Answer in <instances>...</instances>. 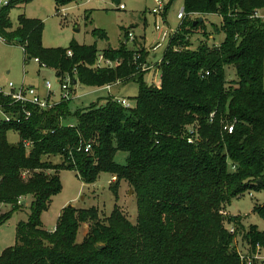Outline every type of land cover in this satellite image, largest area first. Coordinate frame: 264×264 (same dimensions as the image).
I'll return each instance as SVG.
<instances>
[{
    "label": "trees",
    "instance_id": "1",
    "mask_svg": "<svg viewBox=\"0 0 264 264\" xmlns=\"http://www.w3.org/2000/svg\"><path fill=\"white\" fill-rule=\"evenodd\" d=\"M27 1L0 6V36L20 45L25 61L37 59L59 82L69 76L72 93L77 84L134 81L138 95L131 108L109 96L72 112L70 100L43 109L0 92V110L12 117L0 123V205L9 206L0 223L30 199L28 219L16 225L15 244L3 250L0 264H247L238 250L250 257L263 250L264 232L254 225L244 230L223 210L246 190L264 188V19L255 16L264 0H184L185 17L157 63L159 86L143 80L144 50L123 43L101 52L77 44L46 48L42 23L23 16L14 29L9 7ZM67 1L55 0L57 6ZM209 14L220 19L210 32ZM212 34L223 39L209 44ZM194 35L203 38L196 47ZM100 54L118 65L97 67ZM230 124L231 133L224 128ZM192 126L196 141L188 143ZM8 130L18 133L17 143L7 141ZM118 152L126 153L125 164L116 162ZM61 169L86 184L100 173L114 176L109 188L116 197L127 183L136 221L116 206L105 217L93 207H66L56 226L45 228L40 215L61 188ZM255 211L264 218V205ZM81 223L88 231L77 241ZM229 225L243 232L240 245Z\"/></svg>",
    "mask_w": 264,
    "mask_h": 264
},
{
    "label": "rangeland",
    "instance_id": "2",
    "mask_svg": "<svg viewBox=\"0 0 264 264\" xmlns=\"http://www.w3.org/2000/svg\"><path fill=\"white\" fill-rule=\"evenodd\" d=\"M160 3L162 10L158 14H153L152 9L156 7L155 0H69L59 6L55 0H28L25 3L11 5L8 17L14 29L18 26L21 16L40 21L41 44L46 48H68L71 44H77L95 46L101 52L108 47L118 48L123 43L134 51L144 50L147 56L145 57L144 54L143 58L149 62L147 65H153V69L145 72L143 80L147 85L156 86L160 81V72L158 67L155 69L154 67L163 57L170 40V32L176 31L181 24L182 20L177 18V13L183 9L184 0H160ZM120 5L123 6L122 9L119 8ZM258 16L264 19V9L258 11ZM206 17V29L210 32L211 24L218 23L219 16L209 14ZM155 23L167 29L169 34L159 47L152 50L158 42L154 30ZM128 32H131L132 37L127 35ZM202 39L201 36H192L190 38L192 47H196L197 42ZM208 39L209 44H216L223 39V34L218 36L212 34ZM138 66L142 68L140 63ZM227 73L231 78L235 77L232 68L227 69ZM47 81L51 84L53 99L57 100L60 86L55 72L39 65L33 58L25 61L21 46L9 43L0 36V88L3 91H9L7 85L11 82L15 89L22 86L34 87L40 96H45L44 84ZM103 87L77 84L73 88L74 93L70 96V111L87 107L92 103H102L111 95L125 98L131 107L134 106L138 95L136 82L116 83L110 93ZM6 139L9 143L15 144L19 141V135L14 130H8ZM115 160L119 164H125L126 153L118 152ZM51 161L58 164L60 158L53 157ZM58 176L61 188L51 198L48 208L40 215L43 226L48 230L56 226L61 213L68 205L83 211L93 207L104 217L109 216L116 206L131 222L136 221L137 201L127 183L121 182L116 197L109 188L115 181H110L112 178L110 174L100 173L92 184L83 183L76 172L70 169H61ZM24 203L23 209L12 212L5 222L0 223V255L4 249L15 244L18 222L28 219L30 199L24 200ZM262 205H264V188L249 189L238 198L232 199L223 211L228 217L239 220L244 230L248 231L247 228L254 225L264 232V218L255 211L256 206ZM8 210V205H0V214ZM87 231L88 225L81 223L77 231V241H81ZM236 233L240 234L236 238L237 244L240 245L243 232L237 226Z\"/></svg>",
    "mask_w": 264,
    "mask_h": 264
},
{
    "label": "built area",
    "instance_id": "3",
    "mask_svg": "<svg viewBox=\"0 0 264 264\" xmlns=\"http://www.w3.org/2000/svg\"><path fill=\"white\" fill-rule=\"evenodd\" d=\"M8 4V0H0V5H6ZM155 5L156 7L152 9V13L153 14H158L160 13L159 11L162 10V6L160 3V0H155ZM120 9L123 8L122 5L119 6ZM255 16H258V12L255 13ZM185 17V13L184 10L182 9L180 12L177 13V18L182 20ZM154 30L157 33V44L155 47L152 48V50H154L155 48L160 46V43L165 40L169 34L168 30L165 29L164 27L160 26L158 23H155V27ZM176 31L174 32H170L169 35H173ZM129 37H132V34L129 33L128 34ZM67 54L69 56H71V52L67 51ZM139 58V55L135 56V60H137ZM161 60V59H160ZM159 60V62H160ZM35 61H37V59H35ZM38 62V61H37ZM158 62V63H159ZM146 62L141 64L142 68L141 70H150L152 68L153 65H147ZM118 65V62H114L111 61L109 59H106L103 57V55H99L98 56V60H97V67H114ZM59 86H60V92L57 94V100L53 99L54 93L51 90V84L50 82H45L44 84V88L46 90V95L45 96H40L39 93L37 92V90L34 87H20L19 89H15L13 83L9 82L7 87L9 89V91H3L0 88V92H2L4 95L9 96L13 102L24 105V104H32V105H36L39 108H43V109H48L53 107L55 104H57L59 101L61 100H70V96L72 95L71 92V79L69 76H66L63 80H61L59 82ZM112 84H108L106 86H104L103 88L110 93L111 92V88H112ZM159 86V83L156 85ZM112 99L121 104L123 107L125 108H131L130 103L128 102L127 99L125 98H120V97H116V96H112ZM1 116H0V123L1 122H9L11 121L12 117L9 116L6 113H3L1 110ZM29 116V112H25V117L27 118ZM19 118H16V121H18ZM232 127L233 124H230L228 126H225L224 128L227 129V131L229 133L232 132ZM196 141V126H192L190 127V136H188L187 138V142L188 143H194ZM26 147H28V144L25 145ZM90 144H87L85 147V151L87 152L90 149ZM115 177L113 176L111 178V181H114ZM228 232L231 234H235L236 232V227L234 225H229L228 226ZM238 254L240 256V259L246 260L247 264H251L252 261H258V264H264V254H262V249L257 248V252L250 256L244 255V253H242L240 250H238Z\"/></svg>",
    "mask_w": 264,
    "mask_h": 264
},
{
    "label": "water",
    "instance_id": "4",
    "mask_svg": "<svg viewBox=\"0 0 264 264\" xmlns=\"http://www.w3.org/2000/svg\"><path fill=\"white\" fill-rule=\"evenodd\" d=\"M199 21H202V18H199ZM75 83V81H73V84ZM132 190L130 189V192H131ZM67 207H73V206H71V205H68ZM99 249H101L103 246L102 245H98L97 246Z\"/></svg>",
    "mask_w": 264,
    "mask_h": 264
},
{
    "label": "crops",
    "instance_id": "5",
    "mask_svg": "<svg viewBox=\"0 0 264 264\" xmlns=\"http://www.w3.org/2000/svg\"><path fill=\"white\" fill-rule=\"evenodd\" d=\"M263 10V9H262ZM218 22H220V19L218 20ZM35 61V60H34ZM35 62H37V61H35ZM158 62V61H157ZM38 63V62H37ZM152 65V64H151ZM157 67V64H156V66L154 67V69ZM153 69V66H152V68L149 70V71H151ZM148 70L146 71V73L147 72H149ZM58 82H59V80H58ZM117 84H119V82L117 83ZM115 85V84H114ZM111 177H113V176H111ZM111 181V180H110Z\"/></svg>",
    "mask_w": 264,
    "mask_h": 264
}]
</instances>
